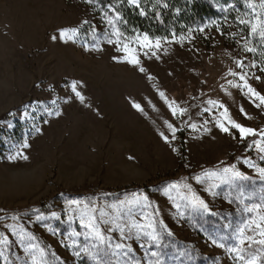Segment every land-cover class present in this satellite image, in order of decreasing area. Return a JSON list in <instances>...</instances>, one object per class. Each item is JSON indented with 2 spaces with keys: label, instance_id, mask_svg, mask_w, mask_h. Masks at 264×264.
Masks as SVG:
<instances>
[{
  "label": "rangeland",
  "instance_id": "obj_1",
  "mask_svg": "<svg viewBox=\"0 0 264 264\" xmlns=\"http://www.w3.org/2000/svg\"><path fill=\"white\" fill-rule=\"evenodd\" d=\"M219 9L195 29L159 38L158 49H140L133 65L80 0H0V264H33L41 249L44 264H237L228 249L249 216L243 209L264 196L257 168L245 161L264 167V153L253 144L260 136L241 139L216 120L223 105L237 123L264 129V107L229 84L240 83L230 70L243 71L264 94V47L243 49L247 28L237 18H250L247 0ZM71 28L79 29L73 39L60 36ZM173 102L183 115L173 114ZM17 151L28 159H11ZM229 165L250 179L204 175ZM90 215L106 242L86 236Z\"/></svg>",
  "mask_w": 264,
  "mask_h": 264
},
{
  "label": "snow or ice",
  "instance_id": "obj_2",
  "mask_svg": "<svg viewBox=\"0 0 264 264\" xmlns=\"http://www.w3.org/2000/svg\"><path fill=\"white\" fill-rule=\"evenodd\" d=\"M90 2V0H89ZM127 3L130 5H134L137 8H140V0H127ZM247 6L251 9L250 18H237L238 23L241 25H244L247 28V37H245V44L243 45V49L246 52L249 53H257L258 48L257 44L264 47V0H259V8L262 10L261 12H256V5L253 2V0H247ZM144 11L141 10V15H144ZM116 19H120L119 15L116 16ZM84 23H88V21H85ZM109 24H113L114 21L112 19L108 20ZM203 29H201L202 31ZM79 29L78 28H71V29H62L60 31V36L62 38L71 40L76 35H78ZM112 36L115 37V40L109 39L108 43H115L118 46V50H122L125 53L126 56V62L138 65L140 63L138 52L140 49L145 50H151V49H158L161 45V39L153 40L149 37L148 34H144L142 37L140 35H134L132 37L125 36L119 28H115ZM56 37H53L55 39ZM250 38V41H249ZM166 39V38H164ZM183 37L181 38V40ZM135 44V47H132L129 42ZM249 42L253 43V46L249 47ZM147 54V52H145ZM155 55V52L152 53ZM262 55H264V50L261 51ZM115 59V58H114ZM237 67L243 70L246 65L244 64L243 60L236 61ZM251 67H256L255 62L252 63ZM261 71H264V68L260 69ZM141 72H144L145 69L143 67L140 68ZM230 75L232 76H238V79L240 83L233 84L232 81H229V84H232L233 87L240 88L241 90L246 89V95H248L251 98V102L255 104L257 108L264 107V94H261L258 92L255 88L251 86V84L248 82L247 75L241 71L240 73L233 72L230 70ZM256 79H259V77H256ZM73 91L76 93V96L80 98L81 101H83L84 97L81 95L80 92L76 91V85L73 84L72 86ZM162 97L164 96L163 93L160 94ZM55 103V101H53ZM208 103L210 105H217V102L209 100ZM173 103L169 104V107L172 109V112L174 115L179 113L180 115H183L185 113V109L179 108V106H173ZM138 110L140 109L139 104L133 105ZM220 108L223 109V111L220 113V117L216 120V126L220 128L223 132H230L231 129H235L238 133L241 139H247L248 137H256L260 136L261 140H253V144L257 147L258 151L260 153H264V129L260 130L259 132L256 129L245 127L241 125L240 123H237L235 120L231 119V116L228 112V109L225 108L223 105H218ZM205 111H209V109H205ZM241 111L243 112V108H241ZM27 115V113H25ZM230 126V127H229ZM169 129H173V126L171 124L168 125ZM191 127L195 130L196 125L192 124ZM207 131V129H205ZM39 131V129H37ZM173 129V134H174ZM165 141H168V137H164ZM30 145L25 142L22 145V148H28ZM251 147V145H249ZM175 150V149H174ZM21 157L23 159H28L26 155L23 154L21 151H17V153L10 157L11 159H16L17 157ZM261 160H264V155H261ZM245 163H248L249 167H256L259 178L261 181H264V167H259L257 165H253L252 163L245 161ZM205 176L209 177H216L220 180L221 183L225 184H232L236 183V180H243L248 181L250 178L243 175L241 172H239L236 169V165H229L226 167H223L219 171H213V172H205ZM197 182H201V177L197 176L195 177ZM253 184L255 181H251ZM219 186V185H215ZM189 187L190 186H186ZM264 191V190H262ZM215 194V193H213ZM144 200H147V197H144ZM71 203H78L77 201H72ZM123 203V202H121ZM203 203V202H201ZM112 207H116V205H112ZM85 208H88V205H85ZM203 208L207 210V205L204 204ZM244 212L248 213V218L244 221L243 226L240 227L237 230V240L238 243L232 247H230L228 250L230 252L235 253V260L237 264H264V196L261 197V200L259 203H250L248 205H245ZM92 212L95 211L93 208L91 210ZM53 216H56V213H52ZM101 217L104 216V212H100ZM15 219V217H13ZM95 220L94 215L89 216V221L87 224V227L90 229V232L87 235H93L95 239L100 241L101 243L106 242V237L101 232L99 228L95 226L93 221ZM108 221H105L107 223ZM81 223L84 224L83 218L81 219ZM10 227V226H9ZM117 227H119L117 225ZM148 227H151V225H148ZM112 230V229H109ZM246 233H250L246 235ZM121 234L123 235V230H121ZM157 237L155 235H152V239L155 240ZM4 243H7V238H4ZM213 243H216V241H213ZM256 245L257 247H253ZM108 246L111 247L110 241H108ZM218 246L224 247V244H219ZM34 247V246H33ZM125 247H128L126 245L117 243L115 245L116 249H124ZM128 251H131L130 247H128ZM0 255H3L2 252H0ZM153 255H156L153 253ZM44 252L41 249L40 250V257L41 259H37L36 255H32L33 264H44L43 261Z\"/></svg>",
  "mask_w": 264,
  "mask_h": 264
},
{
  "label": "trees",
  "instance_id": "obj_3",
  "mask_svg": "<svg viewBox=\"0 0 264 264\" xmlns=\"http://www.w3.org/2000/svg\"><path fill=\"white\" fill-rule=\"evenodd\" d=\"M89 6L94 14L99 16L110 31L119 28L126 36L148 34L150 37L171 38L186 33L203 25L208 19L216 18L220 14L219 7L229 5L230 0H140V8L127 3V0H80ZM243 5L246 0H237ZM141 10L144 15H141ZM231 10V9H229ZM119 15L120 19H116ZM112 19L113 24L108 20ZM6 115L0 118L5 119ZM180 150L183 156L179 158L180 164L186 160L184 136L180 133ZM169 249L180 251L172 242ZM159 258L165 254L160 250ZM191 260H200L201 256L194 251H187ZM111 264H119L114 259Z\"/></svg>",
  "mask_w": 264,
  "mask_h": 264
}]
</instances>
